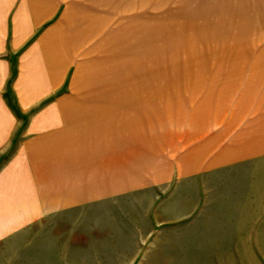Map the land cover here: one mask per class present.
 <instances>
[{
    "label": "rangeland",
    "instance_id": "rangeland-1",
    "mask_svg": "<svg viewBox=\"0 0 264 264\" xmlns=\"http://www.w3.org/2000/svg\"><path fill=\"white\" fill-rule=\"evenodd\" d=\"M6 4L0 264H264V0H74L59 28L68 50L85 45L84 57L51 96L26 105L15 86L21 64L64 4L16 43L18 1ZM32 5L24 3L19 26ZM70 90L86 94L66 100L84 113L59 122L56 146L86 120L79 141L107 133L118 107V122H142L139 136L156 135L148 154L131 141L135 131L114 148L113 178L102 173L96 186L92 166L75 174L64 170L68 159L45 162L50 145L27 143L48 126H31Z\"/></svg>",
    "mask_w": 264,
    "mask_h": 264
},
{
    "label": "crops",
    "instance_id": "crops-1",
    "mask_svg": "<svg viewBox=\"0 0 264 264\" xmlns=\"http://www.w3.org/2000/svg\"><path fill=\"white\" fill-rule=\"evenodd\" d=\"M15 1H18V6L16 8L13 17L14 42L16 41L17 38L20 40V42H23V40L27 37L25 36L26 34L31 33L32 29L36 25L41 23L43 20L47 18L48 19L54 18L56 16V11H58L57 9L60 8L59 4L60 3L64 4L63 9H61L55 21H53L51 24L48 25V27H46L45 30H43L44 32L40 35L35 45L32 47L33 51L31 53L30 58L21 64V72L17 76V79L15 81V86L18 91V96H17L18 99L22 104L26 105L40 98H43L46 94L50 95L52 92L56 91V89L59 87L60 83L62 82L64 74L68 73V68L74 65L77 66L78 61L80 62L81 59L84 57L83 54L80 52L84 50L85 45H83L82 43V45L73 47L75 48V50L72 49L68 50L67 42L69 36L64 37L63 30L61 31V29L59 28L64 24V20H63L64 13L66 11L68 4L74 0H6V3L8 4L9 2L11 3ZM79 1L84 2V0H79ZM25 2H32L33 5L31 6V8H29L32 11L31 12L32 15H30L29 17L30 20L28 21V23H23L22 26H19V23H21L19 21L27 16V14H25V9H24ZM88 13L93 14L94 12H88ZM80 19L82 18L78 19L77 17L75 20L79 21ZM66 28L68 30V27H62V29L65 30L64 33L67 32ZM96 32L97 33L99 32V28L96 30ZM78 56L80 57V59H77ZM73 76L71 80L72 82H74ZM83 95L85 96L86 94H80V92L70 90V93L59 96L56 102H54L48 107H45L43 111L39 113L38 115L39 117H36L35 120L33 121V125L31 126V129H34V123H38L40 127H44V128L48 126V129L46 130V132L44 131L45 132L44 134L42 133L37 138H35L36 137L35 135L34 138H31L27 144H29V146H33V142H34L35 144L38 145L41 144H43L44 146L50 145L48 146L49 147L48 157L44 158V160H46L45 162L53 163L62 160L67 161L68 159L70 161L69 162L67 161V164L64 167L65 172H69V173L73 172L77 174L76 171L84 170L86 165L92 166L93 169L90 168L91 171L99 173L98 176H94L95 178L94 184H92V186H96L98 179L100 180V178H102V173H104L103 176L104 178H113V174L117 172L116 161H115L116 149L114 148H116L117 146L127 147L129 144L127 143V138H132L133 133L136 131L138 136L133 137L131 141L134 140L138 141L137 144H139L140 147H144L146 149V153L148 154L149 140L151 138V140L156 141L155 140L156 135L153 134L149 136L145 134L139 136L138 132L146 128V127L137 128V126L142 125V122L136 124L133 121H129V122L124 121L123 123L118 122V118L120 115L118 116L117 114H120L121 112H117L118 107H116L114 111L116 112L114 114L115 115L114 121L112 122V126L107 133L102 134L101 129H99L100 133L98 134L95 133L96 135L94 134L93 137L90 138L88 141H83V142L79 141L77 137L81 135V133L88 131L86 130L88 126H84V124L88 122V120H86L84 124L80 125V126L83 125L81 128H79L80 126L76 127L74 133L72 132L73 135L68 140V143L66 142L56 146L55 141H61V139H63L64 137V135L62 134V130L58 129V126L61 125V123L59 122H61V120L63 122L65 116L71 113L72 114H76V112L84 113L81 109H78L73 106H68L67 104H69V102L66 100H68V98H77L79 100L80 98L83 97ZM74 109L76 110L74 111ZM90 111L95 113L96 109L92 107V110ZM42 114L43 116L41 117ZM1 115H3L5 118L0 120V144H3L9 134L8 131L10 129L9 126H10L11 118H7L6 114L4 113L3 114L1 113ZM262 126L264 127V125ZM118 129L120 131H123L121 132V137H122L121 139L117 137ZM50 130H52V132ZM54 131H56V133L58 131L61 132L57 133L56 136L53 137ZM66 134L68 135L67 130H66ZM48 135L50 136L52 135V136L48 138ZM60 137L61 139H59ZM143 139L144 141H140ZM69 141L72 144H70ZM258 146H260V144L256 146L240 145V147L242 148V150H244V152L246 150L254 149L255 147L257 148ZM71 147L72 148L76 147V148L70 150ZM232 147L233 149H238L235 148L237 147V144L233 145ZM70 152H73V155L72 153L69 154ZM58 155L64 158L62 159ZM74 158L78 161L74 162L75 160ZM81 165H84V168H82ZM87 170L88 168H86V171ZM62 174L65 178H67L65 173Z\"/></svg>",
    "mask_w": 264,
    "mask_h": 264
},
{
    "label": "bare ground",
    "instance_id": "bare-ground-1",
    "mask_svg": "<svg viewBox=\"0 0 264 264\" xmlns=\"http://www.w3.org/2000/svg\"><path fill=\"white\" fill-rule=\"evenodd\" d=\"M156 72V71H155ZM59 139H61V137L59 138ZM48 149V148H47ZM42 151H43V148L41 149Z\"/></svg>",
    "mask_w": 264,
    "mask_h": 264
}]
</instances>
